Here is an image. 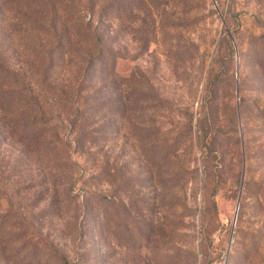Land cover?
Listing matches in <instances>:
<instances>
[{"label": "rangeland", "instance_id": "rangeland-1", "mask_svg": "<svg viewBox=\"0 0 264 264\" xmlns=\"http://www.w3.org/2000/svg\"><path fill=\"white\" fill-rule=\"evenodd\" d=\"M56 34L68 53L55 50L54 83L74 79L99 38L137 86L106 147L124 156L125 212L105 203L106 165L80 169L75 192L94 212L78 231L74 211L48 213L33 172L10 177L0 264H45L54 248L69 264H264V0H0L12 71L48 62Z\"/></svg>", "mask_w": 264, "mask_h": 264}, {"label": "trees", "instance_id": "trees-1", "mask_svg": "<svg viewBox=\"0 0 264 264\" xmlns=\"http://www.w3.org/2000/svg\"><path fill=\"white\" fill-rule=\"evenodd\" d=\"M56 39L48 51L49 61L42 58L38 69L30 72L12 71L0 55V187L6 190V179H22L33 172L32 182L46 195L48 213L74 211L78 231L81 215L87 220L94 212L89 196L81 203L75 192L81 181L80 169H89L88 164L100 169L106 165L103 168L114 192L105 203L125 212V203L119 199L120 193L116 194L124 191V156L113 161L106 147L124 131L125 118L131 119L128 113L131 115L135 106L130 107V102L136 105L139 101L134 97L137 86L130 88V81L116 71L122 56L105 51L99 38L91 53L80 48L83 63L74 79L54 83L49 66L55 62V50L65 49L61 35ZM67 43L71 46L70 39ZM61 52L67 56V51ZM75 155L84 157L85 164L81 165ZM100 169H96L98 173ZM51 261L69 264L67 256L56 248L45 264Z\"/></svg>", "mask_w": 264, "mask_h": 264}]
</instances>
